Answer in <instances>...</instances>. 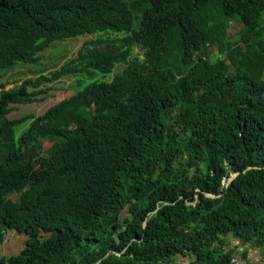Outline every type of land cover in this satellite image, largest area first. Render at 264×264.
<instances>
[{"label": "trees", "instance_id": "obj_1", "mask_svg": "<svg viewBox=\"0 0 264 264\" xmlns=\"http://www.w3.org/2000/svg\"><path fill=\"white\" fill-rule=\"evenodd\" d=\"M84 35L54 73L0 84V242L27 238L0 264L264 251V0H0V80ZM64 79L75 94L9 119Z\"/></svg>", "mask_w": 264, "mask_h": 264}, {"label": "rangeland", "instance_id": "obj_2", "mask_svg": "<svg viewBox=\"0 0 264 264\" xmlns=\"http://www.w3.org/2000/svg\"><path fill=\"white\" fill-rule=\"evenodd\" d=\"M137 26V25H136ZM242 27L240 25L233 24L231 33H236L240 31ZM97 36H80L77 38L59 41L48 49L45 53L42 54L43 66H34V65H22L16 67L13 71L5 74V77L0 80V84L9 81V85L6 89H10L16 85V81H22L26 78L37 77L41 74L50 75L61 68L63 64L70 61L71 59L77 57L79 50L83 47L85 42L89 40L96 39ZM141 52V50H138ZM217 51H213L211 54L216 55ZM13 74H17L16 77H13ZM0 88V93H1ZM77 92L76 82L73 79H64L61 82L53 85V91L50 93L48 98L41 104L30 105L21 107V109L14 111L9 119H19L22 116L27 114L38 115L44 110L48 109L52 104L59 102L61 99L71 96ZM11 233L8 235L10 238ZM27 240V238H26ZM25 243L21 240H10L9 244L6 243L5 246L0 247V253L12 254L19 252ZM2 254V253H1Z\"/></svg>", "mask_w": 264, "mask_h": 264}, {"label": "crops", "instance_id": "obj_3", "mask_svg": "<svg viewBox=\"0 0 264 264\" xmlns=\"http://www.w3.org/2000/svg\"><path fill=\"white\" fill-rule=\"evenodd\" d=\"M11 237L12 238L8 236L4 242H0V247H2V245L4 247L6 243L9 244L10 240H21L23 243L26 241L25 236L16 233L12 234ZM232 249L235 251V255L246 253L248 264H264V251L257 246L243 244L241 240L232 238ZM1 253L5 255V253ZM190 262L191 260L188 258L177 257L173 264H189Z\"/></svg>", "mask_w": 264, "mask_h": 264}, {"label": "built area", "instance_id": "obj_4", "mask_svg": "<svg viewBox=\"0 0 264 264\" xmlns=\"http://www.w3.org/2000/svg\"><path fill=\"white\" fill-rule=\"evenodd\" d=\"M232 264H248V262L242 256L236 255L232 258Z\"/></svg>", "mask_w": 264, "mask_h": 264}, {"label": "water", "instance_id": "obj_5", "mask_svg": "<svg viewBox=\"0 0 264 264\" xmlns=\"http://www.w3.org/2000/svg\"><path fill=\"white\" fill-rule=\"evenodd\" d=\"M235 177H236V176H235ZM235 177H233V179H234Z\"/></svg>", "mask_w": 264, "mask_h": 264}]
</instances>
